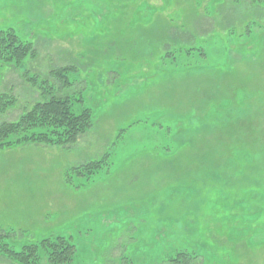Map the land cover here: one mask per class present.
<instances>
[{
  "label": "rangeland",
  "instance_id": "rangeland-1",
  "mask_svg": "<svg viewBox=\"0 0 264 264\" xmlns=\"http://www.w3.org/2000/svg\"><path fill=\"white\" fill-rule=\"evenodd\" d=\"M239 1L0 0V33L32 47L0 62L14 103L0 125L51 96L92 118L65 146L5 141L4 243L63 237L71 264H163L180 249L264 264V2ZM105 156L89 180L74 173Z\"/></svg>",
  "mask_w": 264,
  "mask_h": 264
},
{
  "label": "trees",
  "instance_id": "trees-1",
  "mask_svg": "<svg viewBox=\"0 0 264 264\" xmlns=\"http://www.w3.org/2000/svg\"><path fill=\"white\" fill-rule=\"evenodd\" d=\"M239 2L254 5L263 3L264 0H240ZM31 52L30 43L20 41L10 31L0 33V62L17 67ZM12 99L8 95H0V112H6L14 105ZM73 107L69 99L55 96L45 99L44 102H36L30 111L26 110L17 120L0 125V149L8 148L12 143H5V141L14 135L21 137L24 144L43 142L49 145L65 146L73 143L79 135L90 128L92 119L89 109H83L75 114ZM105 158L106 156L82 165L74 173L76 176H86L89 180L106 167ZM4 238L0 234V259L9 261L10 264H38L40 253H44L46 264H71L73 261L74 246L63 237L44 239L38 244H21L19 249L9 247L4 243ZM194 261V256L188 250L180 249L172 253L163 261V264H196Z\"/></svg>",
  "mask_w": 264,
  "mask_h": 264
}]
</instances>
